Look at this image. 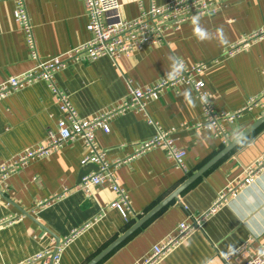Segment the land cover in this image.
Listing matches in <instances>:
<instances>
[{
    "label": "crops",
    "instance_id": "crops-1",
    "mask_svg": "<svg viewBox=\"0 0 264 264\" xmlns=\"http://www.w3.org/2000/svg\"><path fill=\"white\" fill-rule=\"evenodd\" d=\"M170 1L118 0V13L122 19H133L151 4ZM25 7L42 60L90 38L82 0H25ZM13 11V0H0V84L35 64ZM201 17L211 31L222 27L229 45L197 42L188 20L163 33L166 43L143 46L115 59L69 61L54 74V82L77 114L89 117L127 99L128 81L144 86L165 76L167 57L176 55L188 66L206 64L202 78L215 109L237 112L264 90V39L251 41L232 55L226 51L262 26L264 0H225ZM185 88L191 86L184 83L163 91L146 104V115L128 110L112 118L107 132L94 133L97 149L111 163L129 156L136 143L151 138L157 129L196 120L199 101L192 108L177 95ZM261 102L262 106H252L227 124L228 139L234 127L245 130L264 114V96ZM59 116L56 97L44 80L6 93L0 98V163L42 144L55 130ZM247 137L243 147L236 145L222 156L96 264H135L153 245L172 235L180 222L192 218L199 219V229L156 264H202L205 259L225 264L220 253L228 244L237 247L250 236L261 238L264 122ZM173 138L186 151L185 169L176 168L161 148H154L114 171L134 213L128 220L109 206L115 194L107 186L86 191L77 187L81 176L97 170V164L87 160L89 149L80 139L20 167L7 178L4 191L0 186V264H47V257L36 256L62 240L65 244L56 264H87L225 146L204 128L178 130ZM229 187L234 193L227 192ZM221 192L226 193L225 200L209 212ZM186 240H191L189 247L184 246Z\"/></svg>",
    "mask_w": 264,
    "mask_h": 264
},
{
    "label": "built area",
    "instance_id": "built-area-1",
    "mask_svg": "<svg viewBox=\"0 0 264 264\" xmlns=\"http://www.w3.org/2000/svg\"><path fill=\"white\" fill-rule=\"evenodd\" d=\"M13 1L14 17L24 35L28 55L35 61V64L26 72L4 80L0 84V98L6 93L21 88L35 80H44L56 97L60 116L56 121L55 130L48 133L42 144L28 148L16 154L10 160L0 163V186L2 191L7 187V178L20 167L61 148L69 141L80 139L89 149L87 160L96 163L97 170L81 176L77 187L86 191L95 185L107 186L115 194V199L110 202L109 206L116 208L122 217L128 220L129 216L134 215V213L127 193L118 185L114 174V171L121 163L145 151L161 148L165 156L176 168L185 169L184 157L186 151L175 144L173 134L176 131L209 129L215 137L220 138L222 143L226 145L229 142L226 131L227 124L232 123L240 113L250 109L252 106L263 105L261 98L264 96V90L250 97L237 112L216 110L212 102V94L206 89L202 78V73L206 70V64L203 63H196L191 66L185 64L186 71L183 74V78L175 83L166 81L164 79L165 76L144 86H136L128 81L127 99L117 102L89 117H80L66 95L61 92L54 82V74L64 68L69 61L93 60L101 56L115 59L118 56L130 54L143 46L166 43L163 37L165 31L178 29L184 22L191 20L192 15L197 13L202 15L215 11L216 7L225 0H183V2L181 0H172L159 6L151 4L147 10L142 11L138 17L133 19H122L119 16L118 0H82L86 10L88 20L86 28L90 33V38L69 48L62 54L44 60L40 59L37 53L25 0ZM258 39H264V23L257 30L247 34L241 42L231 44L226 54L232 55L247 46L249 42ZM184 83L191 86L195 96L199 94L208 96L209 103L205 106L200 104L199 117L196 120L181 122L177 128L157 129L151 138L136 143L132 147V152L129 156L109 163L105 158V152L98 150L96 147L94 141L95 131L101 129L107 132L109 121L128 110L142 112L146 115V104L149 101L157 99L166 89ZM147 121L151 122L150 119H147ZM209 124H212L213 127L209 128ZM234 191L235 189L230 187L227 189L230 194L234 193ZM225 195V192L218 194L209 212L214 211L215 207L225 200ZM199 226L200 221L197 218L180 222L172 235L153 245L135 264H156L188 234L199 229ZM64 244L65 240H62L58 242L53 250H48L36 257H47L48 261L51 260V264H56ZM237 247L241 251L231 258V264H255L257 259L264 260V258H258L256 255L257 249L264 247V235L261 238L250 236ZM223 261L228 264L227 261Z\"/></svg>",
    "mask_w": 264,
    "mask_h": 264
},
{
    "label": "clouds",
    "instance_id": "clouds-1",
    "mask_svg": "<svg viewBox=\"0 0 264 264\" xmlns=\"http://www.w3.org/2000/svg\"><path fill=\"white\" fill-rule=\"evenodd\" d=\"M183 2V0H181ZM202 17L200 14H195L191 16V27L192 34L195 37L196 41L199 43L212 42L216 41L221 46L229 45L230 41L222 27H218L215 31L209 30L202 24ZM168 67L165 72L164 79L168 82L175 83L178 80L183 78V74L186 71V65L184 60L176 55H169L167 57ZM178 96H182L184 102L191 106L192 108L197 107V101L203 106L209 103L208 96L206 94H199L193 96L192 88H185L182 91L177 92ZM209 128L213 127L212 124L208 125ZM229 141L233 145L243 147L248 142V137L245 135V131L241 127H234L231 130L229 135ZM191 245V240H186L184 246L189 247ZM227 250L222 251L220 255L223 257V260L227 261L228 264H231V258L235 257L241 250L236 247L235 244H228L226 246ZM258 258H264V247H260L256 251ZM202 264H214V261L211 259H205L202 261ZM255 264H264V260L257 259Z\"/></svg>",
    "mask_w": 264,
    "mask_h": 264
},
{
    "label": "water",
    "instance_id": "water-1",
    "mask_svg": "<svg viewBox=\"0 0 264 264\" xmlns=\"http://www.w3.org/2000/svg\"><path fill=\"white\" fill-rule=\"evenodd\" d=\"M264 122V114L258 118L253 124H251L247 129H245V135H249L254 131L259 125ZM236 145L230 143V141L209 161L202 165L198 170H196L190 176H187L184 182H182L176 189H174L170 194H168L163 200L156 204L151 210L140 217L136 222H134L121 236L116 238L112 243H110L106 248H104L99 254L92 258L87 264H96L101 260L106 254L113 250L118 244H120L125 238L137 230L144 222H146L150 217H152L156 212H158L163 206H165L172 199L176 198L188 185H190L194 180L200 177L207 169H209L214 163H216L222 156L227 154ZM51 264V260L48 261Z\"/></svg>",
    "mask_w": 264,
    "mask_h": 264
}]
</instances>
